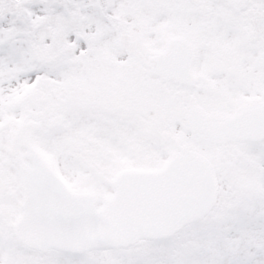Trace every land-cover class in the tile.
Returning a JSON list of instances; mask_svg holds the SVG:
<instances>
[{
  "label": "snow or ice",
  "instance_id": "1",
  "mask_svg": "<svg viewBox=\"0 0 264 264\" xmlns=\"http://www.w3.org/2000/svg\"><path fill=\"white\" fill-rule=\"evenodd\" d=\"M0 264H264V0H0Z\"/></svg>",
  "mask_w": 264,
  "mask_h": 264
}]
</instances>
